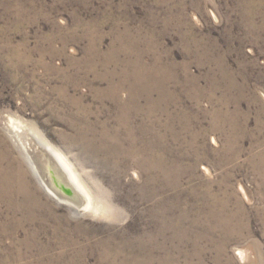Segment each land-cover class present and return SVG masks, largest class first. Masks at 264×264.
<instances>
[{
    "label": "rangeland",
    "instance_id": "rangeland-1",
    "mask_svg": "<svg viewBox=\"0 0 264 264\" xmlns=\"http://www.w3.org/2000/svg\"><path fill=\"white\" fill-rule=\"evenodd\" d=\"M0 151V264H264V0H0Z\"/></svg>",
    "mask_w": 264,
    "mask_h": 264
},
{
    "label": "bare ground",
    "instance_id": "bare-ground-1",
    "mask_svg": "<svg viewBox=\"0 0 264 264\" xmlns=\"http://www.w3.org/2000/svg\"><path fill=\"white\" fill-rule=\"evenodd\" d=\"M11 127L13 129V132L15 133V135L19 139H21V140L23 139L24 141H26L25 143L24 142L22 143L23 144L22 147L25 150V153L27 154L28 160L32 164L31 166H33L32 168H34V170L36 171V173L39 175L41 181L45 184V186L49 190L52 191V193L55 195L56 198H58L63 203L68 204L71 207H75V208H81V207L85 206V202L86 201H88V203H89V202H91V200H93L92 197H91V195L89 194V192L85 188V186L80 181L78 182V185H75L76 183L73 184V182H71L68 179V177L66 176V173H64L63 169H61L60 163L57 160L58 159L57 158L58 156L56 157L57 158L56 159L55 156H54V153L51 152L48 149V147L45 146V144H43L32 132H28L27 131V133H26V131L24 130V128L22 126H20L19 124H17L14 120L11 121ZM34 142L37 143V146H39L41 149L45 150L47 152V154L51 157V159L53 161H55L59 165V168L61 169V171L56 172V174H54L53 177L52 176L50 177L48 175H45L44 172L41 171L42 169H40L38 163L36 162V160L34 158V155H32V153H29V147H30V149H31V147L34 148V146H32V144ZM2 177H4V176H2ZM63 190H67V191L68 190H73L75 192L76 198L75 199L74 198H72V199L71 198H68L69 195L67 196V194ZM93 204H94V202H93Z\"/></svg>",
    "mask_w": 264,
    "mask_h": 264
}]
</instances>
